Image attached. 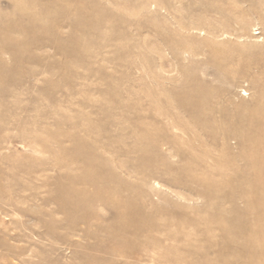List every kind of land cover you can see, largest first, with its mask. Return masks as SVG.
Returning <instances> with one entry per match:
<instances>
[{"label":"rangeland","instance_id":"obj_1","mask_svg":"<svg viewBox=\"0 0 264 264\" xmlns=\"http://www.w3.org/2000/svg\"><path fill=\"white\" fill-rule=\"evenodd\" d=\"M0 264H264V0H0Z\"/></svg>","mask_w":264,"mask_h":264}]
</instances>
